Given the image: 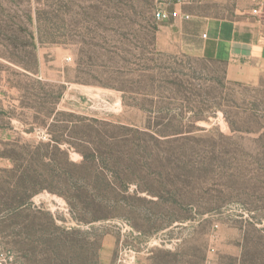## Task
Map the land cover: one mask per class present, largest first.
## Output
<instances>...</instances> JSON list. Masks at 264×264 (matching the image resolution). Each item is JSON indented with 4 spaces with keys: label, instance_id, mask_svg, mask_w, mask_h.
Wrapping results in <instances>:
<instances>
[{
    "label": "rangeland",
    "instance_id": "rangeland-1",
    "mask_svg": "<svg viewBox=\"0 0 264 264\" xmlns=\"http://www.w3.org/2000/svg\"><path fill=\"white\" fill-rule=\"evenodd\" d=\"M159 3L0 0V170L13 168V155L22 164L15 153L28 142L86 139L111 145L115 160L125 161L117 167L123 181L155 185L170 203L139 202L131 185L99 213L110 220L78 226L62 198L35 196L37 209L59 218L57 229L45 213H7L17 180L0 174V264H264V64L257 82H231L225 63L162 36ZM222 9L252 13L264 39V0H226L214 12ZM55 99L59 111L99 120L91 124L101 138L70 130L68 122L77 120L69 117L49 129L35 126L33 118L45 122ZM3 111L22 122L13 124ZM125 134L129 150L110 144L111 136ZM55 157L56 181L64 182L65 157ZM70 158L83 161L74 150ZM107 163L103 154L100 167ZM79 176L85 184L97 181ZM175 217L191 221L162 230Z\"/></svg>",
    "mask_w": 264,
    "mask_h": 264
},
{
    "label": "trees",
    "instance_id": "trees-1",
    "mask_svg": "<svg viewBox=\"0 0 264 264\" xmlns=\"http://www.w3.org/2000/svg\"><path fill=\"white\" fill-rule=\"evenodd\" d=\"M35 45L34 49H36ZM25 73H30L38 75V69H29L24 65H20ZM61 99H55L51 109L48 111L45 122L37 117L33 118V124L35 126L51 128L55 123H59L57 120L58 117H69L74 118L77 121L70 120L68 122L67 128L70 130L75 129H87L93 130L98 135L97 139L101 138V133L94 130L95 128L91 123L100 124L99 120H90L86 117H77L76 115L68 112H62L58 110V106ZM22 109H32L33 107L20 106ZM44 109V108H42ZM5 115H8L11 120L16 119L20 120L19 117L13 115L11 112L3 111ZM51 123L49 124V122ZM20 122H22L20 120ZM103 125L108 127H113L118 131L132 132L128 126L116 125L111 122L101 121ZM134 132V131H133ZM136 132V131H135ZM111 140L120 147H125V149H130V144L132 140L130 136L125 135H115L111 136ZM19 143V142H18ZM63 146H67L66 149H63ZM109 149V151L107 150ZM78 152L83 161L80 164L74 163L71 161L70 153L71 151ZM55 152L63 154L65 157V170H61L64 174L70 175L69 179L64 182H58V170H60V165L55 157ZM130 153V152H129ZM17 156L21 157L22 164L15 159V155L10 156L14 166L9 170H0V174L8 175L9 177L16 178L17 186V198L15 204L11 206L9 202L6 204V212L9 214H20L23 212L30 213H45L52 227L60 229L57 227V221L59 218L54 214L49 212L42 211L37 209L33 203V198L42 193H50L51 195L58 196L62 198L68 205L71 220L75 222L78 226H90L99 222H105L110 220L108 217H101L99 214L102 210L104 212L109 211L111 207H114L113 204H118L117 200L121 193H127L131 189V185H136V189L131 195L132 198L137 199L139 202L147 203L150 202L152 205H160L165 202L163 195H160V192L155 185H148L145 188L137 182L136 179H131L123 181L121 179V174L117 167L123 165L125 162L122 159L115 160V151L109 145L108 148L101 147L95 141L80 139L78 143L68 140H61L52 138V141L48 144L35 142H28L25 144L20 154ZM103 154H107L109 157V164H112L111 167L107 163L104 167H100V158ZM21 162V161H20ZM128 162V161H126ZM127 165V164H126ZM131 168V164H128ZM89 173L91 176H96L97 179L94 183H83L82 179L78 178L79 175ZM116 174L115 177H111ZM46 176H51L49 180ZM136 176V175H135ZM80 177V176H79ZM101 177V180H100ZM118 178V179H117ZM51 179V180H50ZM141 195H146L152 197V200L148 201L146 197H141ZM176 202V201H175ZM166 205L170 204L166 201ZM177 204V202H176ZM175 216V215H174ZM191 219H183L175 217L167 223V225L162 230L171 229L175 224H185L190 222ZM72 232L75 230L72 229ZM70 232V231H67ZM142 233V232H141Z\"/></svg>",
    "mask_w": 264,
    "mask_h": 264
},
{
    "label": "crops",
    "instance_id": "crops-1",
    "mask_svg": "<svg viewBox=\"0 0 264 264\" xmlns=\"http://www.w3.org/2000/svg\"><path fill=\"white\" fill-rule=\"evenodd\" d=\"M226 0H199L179 4L178 0H159L169 12L179 11L190 19H173L160 23L162 36L183 41L198 57L226 64L231 82L252 84L258 80V69L264 64V39L254 15L222 9ZM233 15V17H230ZM241 15V17H236ZM206 35V37H204ZM13 124L17 120L13 119ZM14 130H19L14 126Z\"/></svg>",
    "mask_w": 264,
    "mask_h": 264
},
{
    "label": "built area",
    "instance_id": "built-area-1",
    "mask_svg": "<svg viewBox=\"0 0 264 264\" xmlns=\"http://www.w3.org/2000/svg\"><path fill=\"white\" fill-rule=\"evenodd\" d=\"M199 0H178L179 4H193V3H197ZM254 14H258V10H254L253 11ZM171 18L173 19H179V18H183L185 20H189L190 16L189 15H181V13L177 10L173 11L172 13L169 12L167 9L160 7L156 10L155 12V20L157 21V23H162L165 21H169ZM204 37H206V35H204Z\"/></svg>",
    "mask_w": 264,
    "mask_h": 264
}]
</instances>
